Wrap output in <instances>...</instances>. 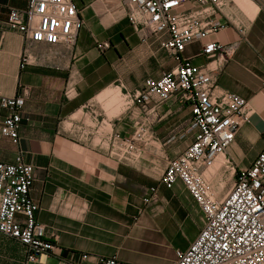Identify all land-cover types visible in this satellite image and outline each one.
<instances>
[{
    "label": "crops",
    "instance_id": "crops-1",
    "mask_svg": "<svg viewBox=\"0 0 264 264\" xmlns=\"http://www.w3.org/2000/svg\"><path fill=\"white\" fill-rule=\"evenodd\" d=\"M118 2H76L83 26L74 45H35L27 52L30 64L20 68L24 39L7 27V8L24 9L27 0H0V96H24L18 143L0 133V162L12 163L20 153L33 167L29 196L39 207L37 222L55 245L49 257L32 263L21 244L0 236V264L79 263L82 254L90 256L83 264H96L99 257L175 264V250L187 249L201 228V213L183 186L178 182L166 189L160 182L167 161L193 139L187 103L172 97L155 108L152 139L136 164L110 155L104 141L110 134V97L117 92L113 88L130 94L147 76L158 78L175 67L170 58L163 64L155 37L140 40ZM221 13L227 27L210 39L236 47L222 64L210 66L220 65L217 86L243 98L250 112L249 122L224 154L239 170L249 167L264 147V0H231ZM105 40L111 48L99 53L96 45ZM203 43L187 46L183 57L195 65L208 63L200 55ZM140 55L152 57L154 73L131 83L127 78ZM92 102L106 113L109 130L102 138L107 147L94 145L80 133L82 123L75 116ZM134 110V118L124 116L114 125L123 137L143 120L138 108ZM6 113L0 108V123ZM217 170L205 173V179ZM151 187L156 201L146 203V189Z\"/></svg>",
    "mask_w": 264,
    "mask_h": 264
},
{
    "label": "built area",
    "instance_id": "built-area-1",
    "mask_svg": "<svg viewBox=\"0 0 264 264\" xmlns=\"http://www.w3.org/2000/svg\"><path fill=\"white\" fill-rule=\"evenodd\" d=\"M231 0H119V8L141 41L152 35L175 63L158 78L148 77L141 88L127 94L143 114L130 136L112 131L107 138L109 154L133 165L142 147L152 139L155 108L177 97L190 109L188 132L193 139L177 157L167 161L160 182L166 189L180 183L201 213V228L185 250H175V264H264V147L247 168L237 170L227 159L221 168V185L215 190L204 174L225 154L240 128L249 122L247 102L220 89L211 67L231 56L236 45L210 39L227 27L220 19ZM0 4V10H1ZM81 9L74 0H27L24 9L7 8L6 25L22 35L24 52L20 68L30 64L28 49L35 45L68 48L83 26ZM204 42L201 56L210 60L195 65L183 57L187 46ZM99 53L111 48L109 40L96 45ZM24 96H0L6 115L0 123L4 138L17 144ZM103 138H101V142ZM33 167L19 153L12 163L0 162V236L21 244L32 263L49 257L55 249L36 220L38 205L29 196ZM146 203L156 201L154 187L146 189ZM90 258L80 256V262ZM58 261L57 264H83ZM96 264H131L115 257L96 258Z\"/></svg>",
    "mask_w": 264,
    "mask_h": 264
},
{
    "label": "rangeland",
    "instance_id": "rangeland-1",
    "mask_svg": "<svg viewBox=\"0 0 264 264\" xmlns=\"http://www.w3.org/2000/svg\"><path fill=\"white\" fill-rule=\"evenodd\" d=\"M74 1L79 2V0ZM144 59L145 62L143 61ZM144 59L142 58V55H140L139 57H137L138 61L132 63V69L127 78L131 83H134L136 78H139L146 73L149 75L154 73V61L152 60V57L146 55ZM168 59L169 56L165 52H163V64H165ZM118 84L119 83H116L114 84V86H117ZM113 89L117 92L114 95L112 94L110 97V99L112 100L110 101V133L114 131V125L117 124L119 120L122 119V117L126 116L134 118L132 117V114L134 112L136 114L137 112L136 110H134L135 105L130 101V98L128 97L126 92L120 90L118 87H115ZM101 105L103 106V103H101ZM104 106L106 105L104 104ZM75 118L82 123V126L80 124V133L81 131H83L81 133L83 137L87 138V140H91L94 145L98 144L99 146L107 147L106 142H101L102 136L105 135V133L109 130L108 126L105 124V120H107V118L104 109L98 107L94 102H92L86 109H84V111L75 116ZM132 123L130 120V123H128V125L133 126ZM95 130L98 132L97 134L95 133ZM220 176L221 172L217 170L214 172L212 177L207 180L215 190H219L220 185L222 184ZM200 223L198 222V227L200 226Z\"/></svg>",
    "mask_w": 264,
    "mask_h": 264
},
{
    "label": "bare ground",
    "instance_id": "bare-ground-1",
    "mask_svg": "<svg viewBox=\"0 0 264 264\" xmlns=\"http://www.w3.org/2000/svg\"><path fill=\"white\" fill-rule=\"evenodd\" d=\"M225 164H226V160H225L224 156L220 155L219 157H217L216 161L214 162V167L210 170L220 169V168H222V166L224 167Z\"/></svg>",
    "mask_w": 264,
    "mask_h": 264
}]
</instances>
